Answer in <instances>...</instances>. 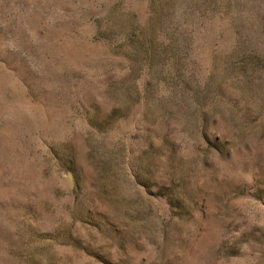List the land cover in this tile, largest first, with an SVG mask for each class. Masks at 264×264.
I'll list each match as a JSON object with an SVG mask.
<instances>
[{
    "label": "rangeland",
    "instance_id": "374dc122",
    "mask_svg": "<svg viewBox=\"0 0 264 264\" xmlns=\"http://www.w3.org/2000/svg\"><path fill=\"white\" fill-rule=\"evenodd\" d=\"M0 264H264V0H0Z\"/></svg>",
    "mask_w": 264,
    "mask_h": 264
}]
</instances>
